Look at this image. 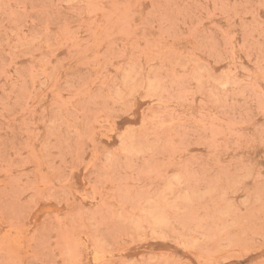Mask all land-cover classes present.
<instances>
[{"label":"rangeland","instance_id":"1","mask_svg":"<svg viewBox=\"0 0 264 264\" xmlns=\"http://www.w3.org/2000/svg\"><path fill=\"white\" fill-rule=\"evenodd\" d=\"M0 264H264V0H0Z\"/></svg>","mask_w":264,"mask_h":264}]
</instances>
